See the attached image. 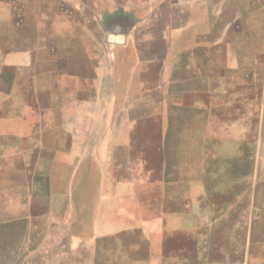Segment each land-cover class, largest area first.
Instances as JSON below:
<instances>
[{
    "label": "rangeland",
    "instance_id": "1",
    "mask_svg": "<svg viewBox=\"0 0 264 264\" xmlns=\"http://www.w3.org/2000/svg\"><path fill=\"white\" fill-rule=\"evenodd\" d=\"M74 7L75 0H0V264H264V0H210L190 37L204 39V31L210 47L195 41L188 72H176L171 57L155 64L145 76L162 87L149 99L161 104L129 116L102 108L125 68L115 66L110 35L135 17L107 0H83L81 13ZM170 13L149 17L140 37L159 38ZM91 33L104 77L99 110L88 122L93 136L78 144L83 159L65 160L56 152L58 109L85 104L74 81L61 94L59 72H50L59 54L42 49L85 46ZM87 61L84 51V73ZM129 117L139 125L127 129ZM35 121L50 122L45 143L35 142ZM114 130L155 139L139 146L149 167L161 164L164 184L147 190L146 215L131 217V230L105 239L98 228L113 224H98L93 205L107 149L95 169L89 154L94 137Z\"/></svg>",
    "mask_w": 264,
    "mask_h": 264
},
{
    "label": "crops",
    "instance_id": "2",
    "mask_svg": "<svg viewBox=\"0 0 264 264\" xmlns=\"http://www.w3.org/2000/svg\"><path fill=\"white\" fill-rule=\"evenodd\" d=\"M93 1L90 0L91 3ZM119 1L121 3L116 4L115 0H107L108 3L116 5L118 7L117 11L124 13H121L122 15H128V17L133 15L135 20L126 29L117 30L114 33L122 35V41H110L114 43V62L115 66L117 65L118 67L117 70L120 71V68L123 66L125 68L121 74L115 76V80L113 77L111 80V87H113L111 88V92L108 93V101L110 107L111 104L115 107L110 108L107 106L106 108H102V111L109 109L110 111L127 113L129 116L131 112H141L146 110L145 106L148 107V105L156 104V102L157 104L159 103L155 98L153 100L149 99L157 94L156 90L158 91L159 89L161 93L162 87L159 86L156 88L157 85L151 82V78L145 76L148 73L150 74L155 64L159 62L165 64L171 57L175 61L176 72H183L184 70L188 72L190 62H192L191 57L194 56L195 41L202 40L198 44H201L202 47H210V40L205 39L208 38V34L205 35L204 31L202 33L204 39H190L192 36L191 32H193L195 16L204 15L205 10L208 11L210 9V0ZM141 1H145V4H142ZM42 8L44 9V7ZM82 8L83 0H75V11L78 10L81 13ZM164 8H168L171 13L170 21L165 23L162 35L159 38H141L140 35L142 33L149 32L147 25L154 20H148V18L154 15L156 16L157 14L159 15V12L161 14ZM143 10H146L148 17H141L140 12ZM35 14L38 15L39 13ZM90 40L91 42L85 46L83 43L80 45L72 43L61 45L51 44L49 42L45 43V47L42 49L45 53L54 49L59 54V58L56 60L52 58L55 62L50 72H59L60 79H62V85L59 84L61 94H69L67 92L69 88L67 82L74 81V94L77 96V102L81 99L85 104V109L80 111L77 110L76 106H71L69 109L63 106L58 109L60 118L54 125V127L58 128V142L64 146L69 140L70 143L75 145L72 151L71 148L58 147L56 152L60 158L65 157L74 158L78 161L82 160L84 156H82L83 154L80 152L82 150L78 147V144L81 145L86 140L89 141L93 136L90 135L92 129L88 127V122L93 112L99 110L95 100L100 95L101 91L99 89L102 88L103 83L101 84V80L104 77L99 73V40L93 33H91ZM155 50L159 53L156 54ZM84 51L87 54L88 61L85 62V67L89 69L88 73L83 72ZM126 58L128 59L127 64L125 63ZM64 66H67V68ZM166 92L171 93L168 88ZM72 111H76L79 114L74 119L70 116ZM68 116L71 118H68ZM134 120L135 122L132 124V120L129 117V122L126 125L127 129L131 128V125L134 128L139 125L140 118ZM43 123L35 121L30 126L32 133L36 134L37 139L35 142L40 144L46 142L45 131L51 128L50 122L47 124ZM160 128H163V124H161ZM119 133L117 134L114 130L109 137L105 138L98 135L94 137L93 142H90L89 160L94 169L98 161L104 160L102 156L104 150L106 151L107 149L106 162L103 165L104 170L99 173L102 180V187L98 192L96 203L93 205L98 224L106 221L109 224H113V228H109L107 231L98 228L97 234H100L105 239H118L122 232L131 230V217L139 219L146 215L147 190L151 186L154 187L157 184L158 186H162L164 184L161 164L159 163L158 170L156 167H149L147 165L146 152L140 151L139 144H150L152 143L150 140L155 139L147 135H129L128 132L127 135H119ZM154 143H157V141ZM159 143H162V139H160ZM105 145H107L106 148ZM42 219H45V214L42 215ZM31 221L32 217L29 218V223ZM135 228L140 227L137 225ZM164 253L166 252H162L163 257L166 256Z\"/></svg>",
    "mask_w": 264,
    "mask_h": 264
},
{
    "label": "water",
    "instance_id": "3",
    "mask_svg": "<svg viewBox=\"0 0 264 264\" xmlns=\"http://www.w3.org/2000/svg\"><path fill=\"white\" fill-rule=\"evenodd\" d=\"M122 40H123V36L122 35H119V34L110 35V41L118 42V41H122Z\"/></svg>",
    "mask_w": 264,
    "mask_h": 264
},
{
    "label": "trees",
    "instance_id": "4",
    "mask_svg": "<svg viewBox=\"0 0 264 264\" xmlns=\"http://www.w3.org/2000/svg\"><path fill=\"white\" fill-rule=\"evenodd\" d=\"M64 159L67 160V159H69V158H65V157H64Z\"/></svg>",
    "mask_w": 264,
    "mask_h": 264
}]
</instances>
